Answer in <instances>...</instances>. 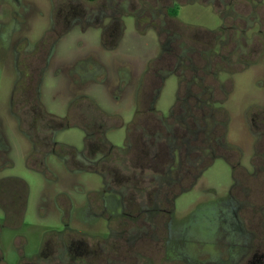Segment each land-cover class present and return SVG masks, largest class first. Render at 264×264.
Wrapping results in <instances>:
<instances>
[{"label": "flooded vegetation", "instance_id": "1", "mask_svg": "<svg viewBox=\"0 0 264 264\" xmlns=\"http://www.w3.org/2000/svg\"><path fill=\"white\" fill-rule=\"evenodd\" d=\"M47 2L46 15L42 0H0V66L13 83L6 124L29 142L28 164L51 186L39 194L27 224L29 190L15 177L22 190L0 206V264H187L175 201L217 162L228 166L233 180L227 193L231 222L246 236L232 264H264V0H213L214 27L183 35V60L175 55L176 65L193 75L183 79V107L167 114L156 107L157 84L171 75L167 66L142 70L133 95L140 107L106 109L88 92L89 82L109 73L91 61L93 50L71 53L81 40L76 36L94 25L102 33L100 45L106 48L108 36L112 47L105 52L114 53L123 39L119 12L89 13L76 0ZM130 73L120 76L111 95L117 107L128 106L121 99ZM60 82L68 92L57 108L54 98L49 105L47 99ZM238 91L243 94L235 107ZM73 127L84 133L80 148L59 140ZM120 130L124 137L116 144L110 136ZM11 146L0 132L3 156ZM75 179L89 188L52 186ZM187 179L194 182L174 193ZM42 224H48L45 230ZM178 231L180 239L171 242ZM174 246L181 250L176 255ZM209 260L201 255L193 261L222 264Z\"/></svg>", "mask_w": 264, "mask_h": 264}, {"label": "rangeland", "instance_id": "2", "mask_svg": "<svg viewBox=\"0 0 264 264\" xmlns=\"http://www.w3.org/2000/svg\"><path fill=\"white\" fill-rule=\"evenodd\" d=\"M47 1L42 0L43 12L46 15L49 12ZM212 1L98 0L90 3L85 0H76V4H79L80 8L85 9L89 13L106 12L111 14L119 12L124 20L123 27L119 28V32L123 33V39L114 53L107 54L105 52L112 47L111 41L107 36L104 40L106 48L101 46L99 42L102 33L94 25L91 26V30L85 36H80V38L76 36V40L81 39L79 41L83 45H80L79 41L76 42L75 49L71 53H76V56H80L86 51L93 50L94 53L91 52V55H89L91 56V61L97 64L101 63V67L105 64L107 66L104 67L106 68L105 76L109 73V78L106 80L104 76H100L95 82H89L88 92L93 94L95 98L97 97L106 109L134 108L133 103H136V107H140L139 100L134 101L133 95L134 91H136L137 83L141 80L142 70H146L147 66L151 70L153 68L159 70L162 66H167L169 67L167 72L170 70L171 75L157 84V87L160 88V93L156 99V107L163 114H167L171 108L178 110L180 106L183 107V92L185 90L183 79L190 78L193 74L189 68L186 69L188 71L186 72L183 64L176 65L177 59H175V55L178 54L183 60V35H196L200 31L203 32L214 27L217 18L214 15ZM118 2L121 3L120 6H118ZM108 22L106 21L107 24ZM76 30H78V27ZM169 39H171V43H168ZM168 46L169 49L175 51L171 55H168V51L164 50ZM97 54H100L101 57H96ZM73 55L75 56V54L69 56L73 58ZM168 58L171 60L166 65L164 61ZM76 60H78V57L75 58ZM126 67H129V69H125ZM127 70L131 72L132 83L127 89L126 98L121 99V103H127L129 107H117L111 95L117 90L116 86L120 83V76L126 73ZM151 81L152 74L150 73V76L147 75L145 77V91ZM238 82L243 84L242 80H238ZM64 85V83L60 82L59 85L51 90V94L47 99L48 105L54 98V105L58 108L60 103L65 100L64 97H66L65 95L68 91ZM12 86V81L0 66V132L3 138L5 137L6 141H10V145H12L10 153L6 156H3L4 153L2 154L0 151V206L1 203L6 202L5 197L7 195L8 201L10 194L22 190V186L19 185L15 177L20 178L26 183L29 190L28 208L25 216V221L29 224L32 220L39 194L51 186L46 185L43 175L28 164L29 142L14 129H8L6 124L8 122L6 109ZM195 89L196 87H193V90ZM75 93L76 95L81 94L76 88ZM238 93L243 94L240 91L236 92L235 107L236 103L242 99V96ZM191 103L193 104L194 101H191ZM110 137L116 144H119L123 140L124 132L123 130L117 131ZM59 140L80 148L84 143V133L80 128L73 127L61 134ZM60 167L62 169V166ZM173 168V173L175 174L179 168L178 160L173 162ZM86 179L93 183H99L97 181L98 178L93 175L86 176ZM193 182L192 179L182 181L178 186L174 187L176 189L174 193L178 192L179 188H188ZM77 183L85 184L86 188H89L86 181L77 179L74 181L59 180L52 186L60 189H71ZM48 184L50 183L48 182ZM232 184L233 180L229 174L228 166L217 162L211 166L200 180H197L196 183L194 182L192 190L177 197L175 204L183 218V258H188L189 261L185 260L187 264H194L193 260L201 255L210 259L209 262H221L222 264H232L235 256L238 257L241 250L240 243L245 240L246 236L238 232L231 222L227 193ZM95 188L99 187L95 186ZM167 199L172 202L174 197L168 196ZM241 214L243 215V213ZM47 225L42 224L39 228L45 230ZM180 237L181 233L178 231L177 235L174 234L172 236L171 242L178 241ZM174 248L177 251L171 248L170 252L172 255H176L181 251L175 246Z\"/></svg>", "mask_w": 264, "mask_h": 264}, {"label": "trees", "instance_id": "3", "mask_svg": "<svg viewBox=\"0 0 264 264\" xmlns=\"http://www.w3.org/2000/svg\"><path fill=\"white\" fill-rule=\"evenodd\" d=\"M88 1H90V2H94V1H96V0H88ZM175 11V10H174Z\"/></svg>", "mask_w": 264, "mask_h": 264}]
</instances>
